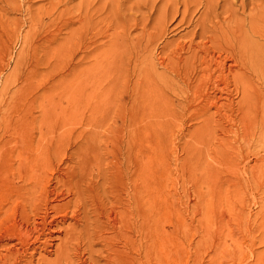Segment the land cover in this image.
<instances>
[{
    "label": "bare ground",
    "instance_id": "6f19581e",
    "mask_svg": "<svg viewBox=\"0 0 264 264\" xmlns=\"http://www.w3.org/2000/svg\"><path fill=\"white\" fill-rule=\"evenodd\" d=\"M83 1L80 0L81 11L77 10V17L75 12L70 13H75L77 20L74 17L72 19L71 15V19L67 17L64 23L65 28L74 23L76 25V22L79 26L69 28L67 37L62 42H57L58 34L44 36L38 43H34L29 34L22 37L20 60H17L15 67L24 63L21 57L31 48L46 49L48 54H62L76 44L75 51L79 48L86 57L90 51L97 50L100 41L90 43V39H86L87 28L90 27V30L94 21L89 19L93 23H86L87 15L83 11L89 6L83 10ZM260 1L259 13L249 14L247 22H235V25L213 32V37L216 38L212 43L214 51L209 53L202 47L204 55L196 58L199 67L184 65L185 68L174 75L176 80L182 79L187 92L203 82L215 80L208 91V86L199 90L205 91L201 104L204 113L215 110L216 118L200 117L195 131L197 136L210 137L213 134L211 124L219 129V134H213L216 144L213 151L217 152V162L212 169L211 166L208 168L204 180L211 193L220 189L222 184L231 182L232 174L237 181L248 177L257 180L264 173V81L261 88L257 89L255 77L252 76L260 70L264 74V0ZM210 2L205 10L212 9L214 4ZM182 6L187 16L190 7L186 3ZM170 8L164 10L163 18H166L167 13H170L171 18L170 15L167 17L171 20L179 15L178 7L168 12ZM93 11L88 16L94 19L92 16L96 13L93 15ZM206 15L207 13L204 16ZM204 16L201 15L199 20L204 22ZM85 24L90 26L86 27ZM0 29H4L2 22ZM202 39L205 41L206 37ZM201 43L205 45L209 41ZM1 44L0 34V46ZM177 48V51L183 50V47ZM190 48L191 45L188 46ZM177 51L172 54L175 61L171 59L168 65L163 60L159 66L164 65V70H177L176 63L182 62L176 59L180 56ZM104 59L98 57L95 60L99 66L106 67L111 61ZM75 62L70 58L67 64L73 74L68 83L70 98L73 100L84 96L79 88L82 79L77 72L81 62ZM70 72L69 75H72ZM143 73L139 82L136 81L140 90H135L134 84L131 97L138 101L146 96L148 109L155 110V120L160 119L159 124L167 131L169 123L178 116L174 107L179 109L180 106L171 104L169 107L167 102H159L162 96L158 89L153 88L152 75L147 70ZM190 80L197 84L190 87ZM233 96L237 99L236 102L231 99ZM76 102L79 106L83 104V101ZM134 105L132 101V106ZM71 106L72 112L77 113L76 105ZM189 110L188 105L182 107V112L187 111L188 116ZM129 117V123L134 128L130 126L125 130L124 127L125 131L120 133L115 127L118 134L115 133L116 130L111 132L107 128L109 132L107 130V133L101 135L104 138L101 142L98 132L97 135L82 134L69 147L68 141L73 137L68 132L51 135L52 141L49 144L36 143L28 133L20 134L21 136L11 134L4 144L0 142V181L4 179V184L1 183L4 185V192L0 191V216L4 217V224L1 223L4 227L0 226V264H181L179 255L182 248L172 227V220L178 222L177 200L173 198L169 201L170 198H166L162 211L157 209L155 203V195L160 191L157 187H161L157 184H163V180L161 177H156L155 183L152 180L150 164L161 154L157 149L152 154L151 146L155 144L151 143V139L160 142L161 138L157 135L151 137L152 134L144 128H136L141 122L148 125L139 118L136 107ZM185 119L182 117L181 121L186 123ZM249 153L254 164L251 167H246V164L240 166ZM240 183L241 181L237 185ZM262 213L264 215V206ZM207 215L210 216L208 213ZM207 229L209 227L205 226V236H208ZM219 243L211 244L210 248L216 250ZM261 244L264 245V239ZM233 245L234 258L240 259L242 255L239 254V242L234 240Z\"/></svg>",
    "mask_w": 264,
    "mask_h": 264
},
{
    "label": "rangeland",
    "instance_id": "374dc122",
    "mask_svg": "<svg viewBox=\"0 0 264 264\" xmlns=\"http://www.w3.org/2000/svg\"><path fill=\"white\" fill-rule=\"evenodd\" d=\"M84 1L83 10L89 7L83 12L87 16L92 15L94 9L93 15L96 13L92 16L94 19L86 16V23L91 24L94 21L91 32L88 27L90 25L85 24V26L88 27L87 31L89 30L86 31V39H90V43L95 40L100 41L97 44L99 45L97 50L90 51L86 57L79 48L75 51L76 44L62 54H48L46 49L31 48L21 57L24 63L20 67H15L17 60H20L21 38L26 34L32 36L34 43H38L44 36L55 34H58L57 42H62L67 37L69 28L75 29L79 26L76 22V25L74 23L72 27L65 28L64 23L67 17L71 19L72 11L76 13H74L76 17L78 16L77 12L81 11L80 0H0V22L4 24V29H0L2 43L0 46L1 144H4L11 134L21 136L20 134L27 133L33 136L36 143L49 144L52 141L51 135L68 132L73 137L68 141L69 147L74 144L73 142H77L82 134L100 133L101 137L103 133H107V130L109 132L107 128H110L111 132L118 128L117 130L121 133L130 126L134 128L132 123H129V115L136 107L139 118L148 123L146 125L141 122L136 128H144L152 134L151 137L157 135L161 138L160 142L151 139V143L155 144L151 146L152 154L156 152L155 149L161 154L150 164L152 180L153 183L156 177H161L163 180V184H157L161 187H157L160 191H157L155 195V203L157 209L162 211L165 208L166 198H170L169 201L173 198L177 200L178 222L175 223L172 220V227L182 248V253L179 255L181 264H264V245L261 244L264 239V215H262L264 173L257 180L248 177L239 178L237 181L232 174L231 182L222 184V187L213 193L210 192L204 180L207 177L208 168L211 166L212 169L217 162V152L213 151L216 144L213 139L215 140V134H219V129H215L211 124L214 136L212 134L210 137L197 136L195 131L198 128L197 123L201 120L200 117L216 118L215 110L204 113L201 104L205 91L199 90L201 87L208 86V91L215 80L213 79L210 83L203 82L187 92L182 79L176 80L174 77L185 68L184 65L199 67L196 58L202 57V47H205L204 49L209 53L214 51L212 43L216 38L213 37V32L219 28L226 29L235 25V22H247L249 14L259 13L258 5L261 1ZM210 1L214 4L212 9L205 10V6ZM184 3L190 7L187 16L183 12ZM171 6H174L173 9L179 8V15L171 20L170 13H167L170 18L167 15L163 18L164 10ZM173 9L170 8L168 12ZM96 10L98 13L95 12ZM47 12L50 14L47 15ZM205 13H207L206 16H204ZM74 14L72 19L77 20ZM201 15L205 18L204 22L199 20ZM203 37H206L205 41L209 43L205 45L201 43L205 42ZM189 45H191L190 49H188ZM176 46L183 47V50L177 51ZM174 49L180 54L176 59L182 62L176 63L177 70L171 68L164 70V65H162L163 68L159 65L163 60L164 64L169 65V61L174 59L172 55L175 52H173ZM98 57L100 59L104 57V60L111 62L106 67L99 66L95 60ZM70 58H73L75 63L79 60L81 62L77 72L82 79L79 82H82L79 88L84 93L83 97H76L74 100L70 98L68 87L70 76L71 78L73 76L67 66ZM146 70L150 76L152 75L153 85H157L153 88L158 89L162 96L158 101L167 102L169 107L171 104L180 106L179 109L174 107L178 116L175 121L169 123L170 128L167 131L159 124L160 119L155 120V110L148 109L146 96H142L143 99L138 101L131 97L134 84L135 90L137 88L140 90V85L136 84V81L139 82ZM69 72L72 75H69ZM252 76L255 77L257 89L261 88L264 81L263 72L260 70ZM190 83V87L197 84L192 80ZM231 99L234 102L237 100L235 96ZM76 101H83L82 106H79ZM72 104L76 105L77 113L72 112ZM185 105L190 107V116L187 111L182 112V107ZM192 115L194 118L191 119ZM182 117L186 118V123L181 121ZM98 118L104 122L98 121ZM117 130L115 133L118 134ZM103 139L102 136L100 142ZM247 155L240 166L246 164V167H251L254 164L252 155L250 153ZM2 180L4 179L0 181V191L4 192ZM239 181L241 183L237 185ZM3 219L1 215L0 226L4 224ZM205 226L209 227L208 236H205ZM234 240L239 242L241 251L239 254L242 255L240 259L234 258L232 251ZM218 242L220 243L217 249L213 251L210 245H216Z\"/></svg>",
    "mask_w": 264,
    "mask_h": 264
}]
</instances>
